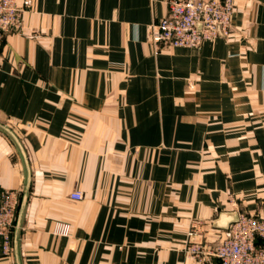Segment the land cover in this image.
I'll use <instances>...</instances> for the list:
<instances>
[{
  "label": "crops",
  "instance_id": "0c3cea01",
  "mask_svg": "<svg viewBox=\"0 0 264 264\" xmlns=\"http://www.w3.org/2000/svg\"><path fill=\"white\" fill-rule=\"evenodd\" d=\"M168 1L20 0L0 53V187L20 199L0 264H209L183 250L192 220L212 246L235 210L264 216V0H235L229 37L156 47Z\"/></svg>",
  "mask_w": 264,
  "mask_h": 264
},
{
  "label": "built area",
  "instance_id": "2783aa9c",
  "mask_svg": "<svg viewBox=\"0 0 264 264\" xmlns=\"http://www.w3.org/2000/svg\"><path fill=\"white\" fill-rule=\"evenodd\" d=\"M168 14L151 26V41L156 47H199L206 41L229 37L235 0H169ZM23 26L20 0H0V53L7 33ZM83 198L80 191L71 193ZM230 201L236 204L230 194ZM14 189L0 187V253L11 256L13 229L19 206ZM237 218L229 225L228 235L210 246L204 240L207 221L194 219L187 231L183 250L191 257L209 264H264V216L235 210ZM69 225L57 227V234L66 235Z\"/></svg>",
  "mask_w": 264,
  "mask_h": 264
},
{
  "label": "water",
  "instance_id": "95a60500",
  "mask_svg": "<svg viewBox=\"0 0 264 264\" xmlns=\"http://www.w3.org/2000/svg\"><path fill=\"white\" fill-rule=\"evenodd\" d=\"M234 217H233V219H232V221L231 222H233L234 220H236V218H237V213L236 212H234Z\"/></svg>",
  "mask_w": 264,
  "mask_h": 264
}]
</instances>
